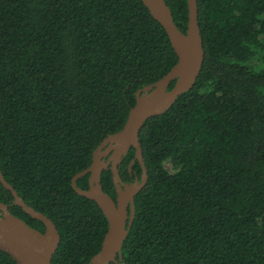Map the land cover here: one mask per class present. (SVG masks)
I'll return each mask as SVG.
<instances>
[{
  "label": "trees",
  "instance_id": "16d2710c",
  "mask_svg": "<svg viewBox=\"0 0 264 264\" xmlns=\"http://www.w3.org/2000/svg\"><path fill=\"white\" fill-rule=\"evenodd\" d=\"M164 1L185 34L187 0ZM197 18L195 85L139 132L147 182L121 264H264V0H197ZM177 61L141 0H0V173L54 225L51 264H90L101 250L107 219L71 180ZM134 155L118 165L123 184L141 180ZM112 177L100 184L116 200ZM0 203L45 232L1 183ZM0 264L15 261L0 251Z\"/></svg>",
  "mask_w": 264,
  "mask_h": 264
},
{
  "label": "water",
  "instance_id": "95a60500",
  "mask_svg": "<svg viewBox=\"0 0 264 264\" xmlns=\"http://www.w3.org/2000/svg\"><path fill=\"white\" fill-rule=\"evenodd\" d=\"M151 16L167 33L178 61L159 81L136 93L135 106L130 109L122 130L108 136L93 152L91 165L71 180L74 192L94 201L108 222V230L101 250L91 259L90 264L122 262L121 249L135 215L134 198L147 182L139 132L149 119L165 113L182 94L195 85L201 71L204 52L198 27L197 0H187L188 30L184 34L175 25L171 11L164 0H141ZM174 82L172 89L168 90ZM135 150L130 167L138 161L142 166L141 180L123 184L119 178L118 165L128 151ZM108 157L106 161L105 158ZM110 170L116 190V200L103 192L100 177L103 171ZM89 175V189L82 190L76 182ZM0 183L14 197V204L20 206L31 218L41 221L45 232L30 228L22 220L12 216L7 206L0 203V251L7 253L15 264H51L59 243V235L52 222L44 215L28 207L14 189L3 179Z\"/></svg>",
  "mask_w": 264,
  "mask_h": 264
},
{
  "label": "flooded vegetation",
  "instance_id": "af4514ba",
  "mask_svg": "<svg viewBox=\"0 0 264 264\" xmlns=\"http://www.w3.org/2000/svg\"><path fill=\"white\" fill-rule=\"evenodd\" d=\"M105 160H108V157L105 158ZM122 262L119 259H116V263H110V264H121Z\"/></svg>",
  "mask_w": 264,
  "mask_h": 264
},
{
  "label": "rangeland",
  "instance_id": "374dc122",
  "mask_svg": "<svg viewBox=\"0 0 264 264\" xmlns=\"http://www.w3.org/2000/svg\"><path fill=\"white\" fill-rule=\"evenodd\" d=\"M167 168L170 170V166L169 165H167Z\"/></svg>",
  "mask_w": 264,
  "mask_h": 264
}]
</instances>
